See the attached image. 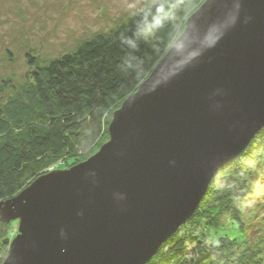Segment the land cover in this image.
I'll return each mask as SVG.
<instances>
[{"label":"water","instance_id":"95a60500","mask_svg":"<svg viewBox=\"0 0 264 264\" xmlns=\"http://www.w3.org/2000/svg\"><path fill=\"white\" fill-rule=\"evenodd\" d=\"M264 128V0H204L109 140L0 201L2 264H146Z\"/></svg>","mask_w":264,"mask_h":264},{"label":"trees","instance_id":"16d2710c","mask_svg":"<svg viewBox=\"0 0 264 264\" xmlns=\"http://www.w3.org/2000/svg\"><path fill=\"white\" fill-rule=\"evenodd\" d=\"M203 1L174 0L168 6L167 1L157 6L150 3L45 66H36L31 57V82L24 93L0 104V201L16 196L42 174L66 169L67 162L76 165L96 153L109 140L114 111L149 76ZM155 15L159 17L156 28L145 33ZM263 132L264 128L217 172L198 211L226 178L224 168L237 162L242 165L241 157H247ZM230 199L235 200L234 196ZM197 209L187 221L197 215ZM9 224L0 222V264L8 255L5 241L17 233V226L11 229ZM184 224L146 264L260 263L261 256L248 249L237 257L231 241L212 246L205 233L180 235Z\"/></svg>","mask_w":264,"mask_h":264},{"label":"rangeland","instance_id":"374dc122","mask_svg":"<svg viewBox=\"0 0 264 264\" xmlns=\"http://www.w3.org/2000/svg\"><path fill=\"white\" fill-rule=\"evenodd\" d=\"M173 1L0 0V104L24 93L31 82V57L36 66H45L74 51L83 40L108 32L148 4L166 2L168 6ZM158 20L155 15L144 32L154 30ZM261 134L247 157H241L242 165L237 162L224 168L226 178L223 176L197 215L184 224L180 235L205 233L206 242L212 246L231 241L237 257L248 249L259 254L258 263L264 264V132ZM72 163L67 162L66 168ZM17 224V220L11 221L9 227ZM10 236L12 242L16 234Z\"/></svg>","mask_w":264,"mask_h":264},{"label":"bare ground","instance_id":"6f19581e","mask_svg":"<svg viewBox=\"0 0 264 264\" xmlns=\"http://www.w3.org/2000/svg\"><path fill=\"white\" fill-rule=\"evenodd\" d=\"M161 19V18H160Z\"/></svg>","mask_w":264,"mask_h":264}]
</instances>
